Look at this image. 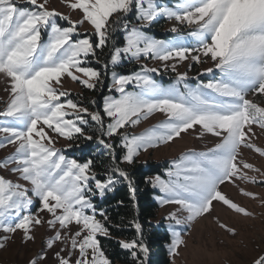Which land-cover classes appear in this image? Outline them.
Returning a JSON list of instances; mask_svg holds the SVG:
<instances>
[{
    "label": "snow or ice",
    "instance_id": "obj_1",
    "mask_svg": "<svg viewBox=\"0 0 264 264\" xmlns=\"http://www.w3.org/2000/svg\"><path fill=\"white\" fill-rule=\"evenodd\" d=\"M58 2L0 0V149H14L0 159V250L17 235L35 245L43 229L27 264H152L153 228L176 264L186 230L215 204L256 219L222 186L264 206L247 187L264 186V165L245 155L264 161V0ZM161 19L172 38L151 33ZM158 72L174 79L165 86ZM157 113L159 123L131 131ZM183 135L203 150L143 178L165 209L153 224L139 206L135 166ZM122 187L127 203L117 198ZM252 264H264V252Z\"/></svg>",
    "mask_w": 264,
    "mask_h": 264
},
{
    "label": "rangeland",
    "instance_id": "obj_2",
    "mask_svg": "<svg viewBox=\"0 0 264 264\" xmlns=\"http://www.w3.org/2000/svg\"><path fill=\"white\" fill-rule=\"evenodd\" d=\"M52 4L59 8L58 0H51ZM161 4L175 5L180 0H159ZM170 22L161 19L152 29L151 33L158 38L170 39L171 33L166 30L170 27ZM149 66L160 67L156 61H148ZM209 65H204L207 67ZM134 66L127 65L120 69L124 73L130 71ZM199 69L200 66H196ZM180 70H186L184 65L180 66ZM161 71L163 69L161 68ZM174 73L167 75H161L159 72L154 74L155 78L161 83L167 86L174 79ZM190 76H195L196 71L193 70L189 73ZM201 79L205 81L208 76H203ZM107 83V81H106ZM73 93L79 91V88L69 82L66 85ZM2 87V85H0ZM103 94H108L105 88ZM0 97H4V93L0 92ZM6 98V97H5ZM101 102V101H100ZM0 103V107H2ZM163 119V116L159 113L150 117L147 121L142 122L139 126L135 127L131 131L140 133L146 128L155 125ZM260 144H264V138L258 141ZM58 147L60 145H57ZM190 148L197 150H203L204 142L195 139L191 135H183V139H177L170 145H162L158 149H150L148 153H142L140 161L137 164H142L143 170L152 168L147 176H154L156 174L163 175L170 166L171 161L177 158L181 152H184ZM14 149L12 146H8L4 149H0V159L11 154ZM73 150H69L72 152ZM76 156H80L81 153L76 151ZM246 157L257 165H264V161L259 159H253L247 152ZM0 174L7 175L2 170ZM12 178V177H9ZM249 190L259 193L264 196V186L248 185ZM223 191L233 198L236 202L246 206L249 210L255 213L256 219H246L242 216H237L234 213L227 210L226 207H222L220 204H215L214 210L211 215L198 219L187 231L185 240L187 247L181 249V254L176 258V264H252V260L261 252H264V206L261 205L259 200H251L238 195L236 189L230 185L225 184L222 186ZM152 190L150 194L151 200L155 203V216L152 219L155 224L156 220H159L165 209L159 208L156 201L153 199V195L159 194L158 190ZM219 217L220 220L230 226L237 229L238 235L232 237L224 230L220 229L215 223V218ZM43 234V229L37 232V243L35 245L29 244L24 246L20 242L19 235L16 236L15 242H9L4 250H0V264H27L29 256L39 247L40 238ZM170 261V257H169Z\"/></svg>",
    "mask_w": 264,
    "mask_h": 264
},
{
    "label": "trees",
    "instance_id": "obj_3",
    "mask_svg": "<svg viewBox=\"0 0 264 264\" xmlns=\"http://www.w3.org/2000/svg\"><path fill=\"white\" fill-rule=\"evenodd\" d=\"M97 100L99 104L100 103L99 96L97 97ZM151 169L152 168L150 167L147 171L143 170L142 164H136L134 169L137 184L139 187V191H138L139 206L145 218L150 220H152L155 216V212H154L155 203H153V201L151 200V196H150V194L152 193L151 187L143 182V178L147 176L149 173H151L150 171ZM117 198H124L127 203L126 188L123 187L121 188ZM121 213L130 214V209H121ZM147 231L149 233L150 247L152 252L151 255L152 264H170L167 248L165 247V241L160 239L158 234L155 235L153 234L154 232L153 228H148ZM131 234H132L131 231L125 232V235L130 236ZM123 259L124 257L121 256L120 260L122 261Z\"/></svg>",
    "mask_w": 264,
    "mask_h": 264
}]
</instances>
